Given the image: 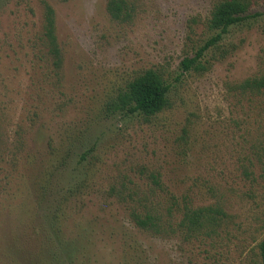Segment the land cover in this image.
I'll return each instance as SVG.
<instances>
[{
  "label": "rangeland",
  "instance_id": "rangeland-1",
  "mask_svg": "<svg viewBox=\"0 0 264 264\" xmlns=\"http://www.w3.org/2000/svg\"><path fill=\"white\" fill-rule=\"evenodd\" d=\"M108 1L0 0V264H262L264 99L229 84L264 74V0L204 75L180 63L214 35L220 0H137L129 23ZM48 6L61 69L44 40ZM147 69L168 77L172 107L116 112ZM219 208L187 234L189 209ZM134 211L168 232L141 230Z\"/></svg>",
  "mask_w": 264,
  "mask_h": 264
},
{
  "label": "trees",
  "instance_id": "trees-1",
  "mask_svg": "<svg viewBox=\"0 0 264 264\" xmlns=\"http://www.w3.org/2000/svg\"><path fill=\"white\" fill-rule=\"evenodd\" d=\"M252 5V0H220L217 2L206 21L207 29L214 35L198 45L193 56L184 57L180 63L181 75L190 73L204 75L210 72L213 62L217 61L215 56L212 59L208 58L210 51L218 52L221 58L226 57L231 51L224 49L222 42L233 28L244 26L252 18L249 14ZM137 6V0H109L107 11L113 20L129 23L136 15ZM44 37L49 54L53 59V65L56 69H61L62 50L56 33L55 12L50 6L47 7L45 15ZM171 87L164 72L158 69H147L127 84L111 106L116 112L153 118L172 107L169 97ZM229 89L239 95L241 100H252L255 97L264 99V74L248 78L240 83L229 84ZM210 213L225 215L220 208L209 212L207 209H189L182 224L187 234L191 237L200 236L207 225L203 220L213 219L207 216ZM132 216L141 230L157 235L168 232L161 219L153 214L142 216L134 211ZM259 249L262 264H264V240L259 244Z\"/></svg>",
  "mask_w": 264,
  "mask_h": 264
}]
</instances>
